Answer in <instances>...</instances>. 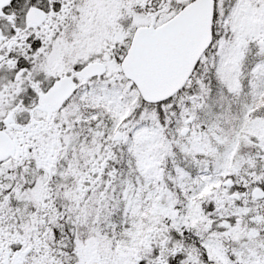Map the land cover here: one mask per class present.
<instances>
[{
	"label": "snow or ice",
	"instance_id": "1",
	"mask_svg": "<svg viewBox=\"0 0 264 264\" xmlns=\"http://www.w3.org/2000/svg\"><path fill=\"white\" fill-rule=\"evenodd\" d=\"M0 264H264V0H0Z\"/></svg>",
	"mask_w": 264,
	"mask_h": 264
}]
</instances>
